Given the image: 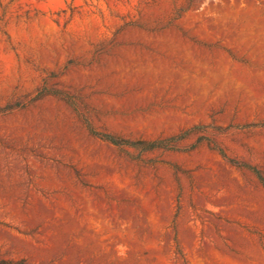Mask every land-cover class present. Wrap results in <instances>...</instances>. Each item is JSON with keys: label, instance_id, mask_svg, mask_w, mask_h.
Segmentation results:
<instances>
[{"label": "rangeland", "instance_id": "374dc122", "mask_svg": "<svg viewBox=\"0 0 264 264\" xmlns=\"http://www.w3.org/2000/svg\"><path fill=\"white\" fill-rule=\"evenodd\" d=\"M236 163L264 179V0H0V264H264Z\"/></svg>", "mask_w": 264, "mask_h": 264}, {"label": "trees", "instance_id": "16d2710c", "mask_svg": "<svg viewBox=\"0 0 264 264\" xmlns=\"http://www.w3.org/2000/svg\"><path fill=\"white\" fill-rule=\"evenodd\" d=\"M88 130L90 133H92L93 135L99 137L102 140H105L115 146H122V145H127L130 146L134 149H137L139 151H148V150H153L156 148H167V146L164 144L165 140H159V139H155V140H150V141H145V140H135V141H129V140H125V139H120L117 137H114L110 134L107 133H100V132H96L95 130H93L89 125L87 126ZM213 149H217V151L224 156V153L222 152V150L216 148V147H212ZM231 161L232 160H228ZM237 166H244L247 167L248 169H250L254 175L257 177V179L264 185V179L261 175V172L252 166H248L245 164H237Z\"/></svg>", "mask_w": 264, "mask_h": 264}]
</instances>
